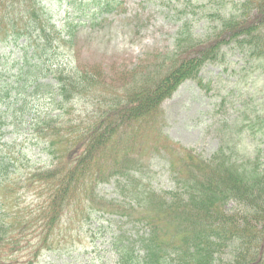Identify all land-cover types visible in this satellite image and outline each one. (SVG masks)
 Listing matches in <instances>:
<instances>
[{"label": "trees", "instance_id": "16d2710c", "mask_svg": "<svg viewBox=\"0 0 264 264\" xmlns=\"http://www.w3.org/2000/svg\"><path fill=\"white\" fill-rule=\"evenodd\" d=\"M16 1L18 2V0H0V7L6 6L3 11L0 9V33L1 36L4 35L7 22L11 28L19 31L21 30L19 26L24 24L23 22L26 23L23 28L29 24L27 30L31 32L30 37L26 38L27 47H34V57L40 59L34 61V59L25 58L18 67L19 74L23 76L25 91L33 85L37 92L41 89L46 91V88H49L53 93L57 88L56 94L60 95L59 100L56 101L53 94L50 101L52 105H57L55 110L60 111L56 115L52 113L44 115V111H47L45 104L34 106L31 110L25 102L22 103L18 113L22 114L24 121L30 124L31 128L35 130L39 128L40 136H44L45 139L47 136L53 137L59 145L63 142L61 127L64 126L60 118L64 117L71 108L76 109L72 99L87 101L86 111L88 109L87 113L90 115L91 102L86 98L80 99L79 95L88 86L81 76L74 80V77L66 72L67 67L64 68L63 63L58 62V53L51 48V37H49L48 45L45 48L42 47L51 19L45 15V8L41 2L24 0L27 5L24 7L32 10L35 16L41 11L46 16V21H42L38 15L27 20L20 19L19 25L14 17L18 6ZM108 1L109 3H104L103 8L112 10V0ZM219 2L221 8L226 7V4L232 3L233 0H220L217 4ZM183 10L186 9L174 8L177 13ZM220 10H217V16H213L214 21L219 22V25L207 27L199 34L193 32V27L186 15L180 17L173 36V50L163 54L162 58L153 64L154 70L145 73L146 75H142L138 80L136 77L131 78L130 83L126 82V86L120 90L96 95L94 97L97 99L96 113L99 114H95L93 121L80 119L78 122L69 123L67 128L69 131L66 130L63 133L68 140L64 143H67L64 150L68 148L69 138L72 143L71 150L61 154L65 157H59L57 166L53 169L40 167L39 172L31 173L33 180L39 177L40 180H45L52 186L48 197V216L51 211V220L69 204L71 198L75 199L72 189L76 184L84 193L85 187L87 192L93 191L92 184L97 179L105 180L118 175L127 174L132 180L138 179L142 182L141 179L135 178L132 172L129 173V171L140 173L130 167L134 163L131 159L133 154L131 149L134 148L132 139L136 133L133 126L139 122H142L144 126L150 119H153L154 124L157 118L162 116L163 100L177 90L182 82L187 79H199V73L206 64H220L226 59L224 45L234 41L233 45L238 43L249 56L254 55L264 60V0H243L238 10H230L226 14L221 13ZM37 51L44 54L40 55ZM34 74L36 81H33ZM132 74L139 73L134 71ZM49 75L57 79V85L38 81ZM88 93L90 90L85 91V94ZM46 105L48 106L49 103ZM6 110H8L7 107ZM32 112L34 115L31 117ZM4 118L0 113V120ZM92 118L93 116H90V119ZM263 123L264 116H261V125L252 130H261V134L264 135ZM80 146L83 149L77 159L78 162L75 164L73 161L67 171L65 169V171L57 172V168L63 170L71 160L72 149ZM5 152H1L0 147V195L4 197L5 202L9 203V190L12 186L19 185L22 176L17 175L18 171H13L15 155ZM234 154L235 151L221 149L220 154L208 160L201 158L199 163L193 161L191 156L190 167L197 168L198 171L179 172L175 180L177 188L163 194L156 193L148 185L142 186L141 189L134 181L127 180L128 188L131 185L134 186L132 190L135 194V204L152 207L161 213L158 215V222L154 223L156 226L150 224L152 231L149 232V236L141 237L143 245L148 248L145 254L136 256L134 250L130 247L124 249L122 245L118 249L120 264L262 263L258 258L260 248H263L264 252V162L259 160L260 155L254 161L249 159L250 169L247 170L244 165L237 164ZM95 188L96 185L94 192ZM96 198L94 193L86 200H91L90 203H92ZM232 199L237 200L238 203L243 202L248 206L249 211L257 212L252 216L249 215V219L248 215L242 217L240 213V215L238 213L233 215V211H225L227 202ZM101 202L105 203L104 205L107 204L103 198ZM110 205L116 211L121 209L120 204L114 205L111 202ZM148 211L152 210L149 208ZM42 213L44 216L45 211ZM260 224L261 228L258 226ZM3 227L4 224H0V228ZM158 232L162 234L160 235L162 242L157 243L155 238ZM168 240L171 242L169 243ZM173 242L175 243L174 253L166 254L165 249L169 246L163 244L173 245ZM115 244L119 246L118 241H115ZM230 246L234 249L233 259H223L222 254L226 253ZM251 250L252 252L248 255L247 253Z\"/></svg>", "mask_w": 264, "mask_h": 264}, {"label": "rangeland", "instance_id": "374dc122", "mask_svg": "<svg viewBox=\"0 0 264 264\" xmlns=\"http://www.w3.org/2000/svg\"><path fill=\"white\" fill-rule=\"evenodd\" d=\"M93 1L85 4L88 3L87 0H80L79 3H74L73 0H43L47 11L45 13L52 16V22L57 25L54 29H46V32H51V48L64 61H72L74 69L69 74L73 75L74 80L79 76L84 78L88 87L79 95L80 99L86 98L91 102V121L95 119V114H99L96 113V95L100 96L103 92L113 93L117 88L120 90L126 86V82L130 83L131 78L136 77L138 80L145 73L154 70L153 64L163 54L173 50V36L180 17L186 15L193 32L199 34L207 27L219 25L213 19L218 13L217 10L221 9V13L226 14L230 10H238L243 2L233 0L226 7L220 8V2L217 4L220 0H112L113 9L109 10L103 8L104 3H109L108 0H96L97 5L95 2L92 6ZM28 5L30 6L29 3ZM24 6L27 7L25 1L18 0L14 12L18 23L20 19L30 16L29 12L32 11ZM98 6L110 12H100ZM175 7L186 10L177 13L174 11ZM38 15L42 21H46V14L45 16L40 11ZM79 20L82 22L79 26H73L76 33L72 38L59 33L62 27L67 29L66 22L74 21L77 24ZM20 26L19 31L11 28L7 22L3 33H11L10 40L13 36L17 37L13 40H17L19 46L9 39L4 44L0 43V54H4L0 67L9 69L16 64L12 68L13 72L17 71L24 54L22 42L27 29L23 28L24 24ZM233 43L234 41L223 46L226 59L221 65L207 64L200 71L199 79H189L181 83L173 95L164 101V116H159L154 124L153 119H150L144 126L142 122L133 126L136 133L132 139L134 148L131 149V159L134 163L130 167L140 172H135L134 175L142 182L138 179L132 180L139 188L148 185L154 191L160 192L174 189L177 178L175 171H179L181 166L182 171H198L197 168L189 167L192 165L189 157L192 156L193 161L199 163L201 158L194 157L196 154L200 153L204 158H209L230 139H238L234 141L237 144L233 155L239 159L237 164L241 163L249 170V159H255L259 155V160L264 162V136L261 131L251 129L253 124L255 127L261 125V116H264V60L254 55L251 58L238 43ZM89 71L92 73L87 74ZM134 71L139 74H132ZM2 77L1 80L5 81L7 75ZM95 88L99 89L94 90ZM87 90L90 93L85 94ZM27 99L38 104V98H33V95ZM79 101L75 103L79 111L72 113L71 121L84 116L80 111L88 106V103L85 102L86 105ZM66 127L61 129L65 131ZM9 135L10 133L6 134ZM61 147L56 146L53 153L60 154ZM184 148L189 150L185 151ZM226 149H230V142ZM190 150L196 154H192ZM25 151L33 167H36V161L44 162L48 159L50 150L49 145L45 146L31 136L22 135L12 147V152L17 155ZM178 152L183 155L180 164ZM173 159L175 165L170 168ZM114 181L112 178L111 182L102 184L100 193L108 200H115V203L123 202L124 207L119 210L127 213L130 220L149 219L155 226L161 212L143 204L131 203L129 196H135L132 190L134 186L131 185L128 194L123 185L117 188ZM36 185L25 184L20 189L19 201L23 205L29 206L34 201L36 203ZM149 208L153 212L148 211ZM225 211H235L233 215L238 213L242 217L249 215L246 214L247 206L235 199L227 202ZM251 215L254 214L251 212ZM128 217L100 212L89 220L86 213L79 216L72 212L66 213L63 225L51 237L55 238L52 248L44 250L34 264H118L114 237L125 234L126 236L119 238L118 245H129L127 237L130 232L144 229L138 222L127 221ZM159 242H162L160 236ZM171 246L174 248L175 245ZM251 252L252 250L247 254L250 255ZM233 253L234 249L230 246L225 258L233 259ZM263 255L260 264H264ZM23 261L24 258L20 257L15 264Z\"/></svg>", "mask_w": 264, "mask_h": 264}]
</instances>
